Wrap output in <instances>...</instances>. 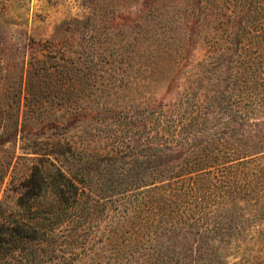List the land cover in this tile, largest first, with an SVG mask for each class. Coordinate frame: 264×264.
I'll return each instance as SVG.
<instances>
[{
  "label": "trees",
  "instance_id": "obj_1",
  "mask_svg": "<svg viewBox=\"0 0 264 264\" xmlns=\"http://www.w3.org/2000/svg\"><path fill=\"white\" fill-rule=\"evenodd\" d=\"M162 7L149 8L142 25L140 83H151L160 56L190 47L180 46L184 30L203 32V39L209 30L217 39L206 40L203 58L193 62L201 73L192 77L215 88L202 92L191 80L166 103L150 102L143 91L140 160L105 189L101 171L71 164L70 147L49 152L58 164L64 157L63 165L48 161L53 170H34L25 183L50 192L48 203L20 197L14 214L0 204V264L259 259L253 254L264 245V0H189L172 18ZM127 61H134L131 54ZM39 63H28L27 82L39 76ZM255 126L259 134L247 130Z\"/></svg>",
  "mask_w": 264,
  "mask_h": 264
},
{
  "label": "rangeland",
  "instance_id": "obj_2",
  "mask_svg": "<svg viewBox=\"0 0 264 264\" xmlns=\"http://www.w3.org/2000/svg\"><path fill=\"white\" fill-rule=\"evenodd\" d=\"M187 3L189 0H0L3 213H16L20 197L37 196L42 206L48 203L50 192L43 187L32 191L25 183L34 170L42 175L53 170L48 161L56 167L63 165L64 157H58L62 162L58 164L49 152L70 147L74 153L71 164L83 161L91 170L101 171L102 181L96 172L92 179L99 180L104 189L118 172L134 167L140 160L138 122L143 91L149 92L146 98L150 102L166 103L177 98L191 80L202 92L215 88L204 78H196L201 69L193 63L203 58L206 40L217 39L209 30L204 39L203 32L194 37L195 31L184 30L178 35L180 46L190 47L179 56L176 52L160 56L161 63L151 70V83H140L146 76L139 55L148 9L167 6L165 15L172 18ZM130 54L134 61L128 65ZM33 59L40 60V73L27 82L28 63ZM247 130L259 134L256 126ZM261 240L264 242V236ZM253 256L259 257L253 264H264V245L255 247ZM241 262L236 259L229 264Z\"/></svg>",
  "mask_w": 264,
  "mask_h": 264
}]
</instances>
